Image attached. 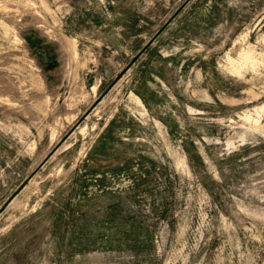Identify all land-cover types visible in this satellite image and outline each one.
I'll return each instance as SVG.
<instances>
[{"label":"rangeland","instance_id":"obj_1","mask_svg":"<svg viewBox=\"0 0 264 264\" xmlns=\"http://www.w3.org/2000/svg\"><path fill=\"white\" fill-rule=\"evenodd\" d=\"M0 264H264V0H0Z\"/></svg>","mask_w":264,"mask_h":264}]
</instances>
